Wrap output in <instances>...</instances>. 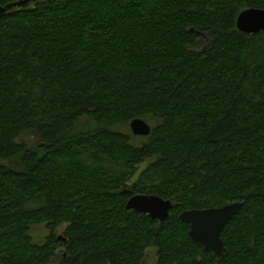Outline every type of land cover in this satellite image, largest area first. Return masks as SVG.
<instances>
[{"label":"trees","instance_id":"trees-1","mask_svg":"<svg viewBox=\"0 0 264 264\" xmlns=\"http://www.w3.org/2000/svg\"><path fill=\"white\" fill-rule=\"evenodd\" d=\"M248 8L264 0H43L0 16V264H144L150 247L155 264H264V31L237 29ZM135 118L148 136L117 129ZM135 194L172 200L169 217L126 210ZM232 202L217 259L179 214Z\"/></svg>","mask_w":264,"mask_h":264},{"label":"water","instance_id":"water-1","mask_svg":"<svg viewBox=\"0 0 264 264\" xmlns=\"http://www.w3.org/2000/svg\"><path fill=\"white\" fill-rule=\"evenodd\" d=\"M43 0H18L0 6V16ZM237 29L245 34H257L264 31V9L248 8L239 13L236 19ZM129 128L134 136L145 137L151 133V126L142 118L129 122ZM243 206V202H232L220 207L208 209H188L179 214V219L189 224V237L193 242L201 244L204 249L211 250L220 259L227 248L221 238L226 223ZM173 207V201L157 195L135 194L126 202L125 209L134 213L145 214L153 220L163 223Z\"/></svg>","mask_w":264,"mask_h":264},{"label":"rangeland","instance_id":"rangeland-1","mask_svg":"<svg viewBox=\"0 0 264 264\" xmlns=\"http://www.w3.org/2000/svg\"><path fill=\"white\" fill-rule=\"evenodd\" d=\"M201 46L204 45V43L200 44ZM149 123V122H148ZM84 128H88V127H91L90 124H89V121L88 120H85L84 121ZM118 130L124 132V133H131L130 132V129H129V126H120V127H117ZM135 140L136 139H139L138 137L134 138ZM133 139V140H134ZM64 227L65 225L63 226H60L55 232H54V235L55 236H58V239L61 241V242H64L63 239H60L59 236H63V231H64ZM30 234L33 238V240L35 242H43L45 240V237L49 235V232L48 230L45 228L44 225H36L34 227H32V229L30 230ZM62 238V237H61ZM59 250L61 251L62 248H59ZM156 249L153 248V247H150L146 250V253H145V256H144V264H155L156 262Z\"/></svg>","mask_w":264,"mask_h":264},{"label":"bare ground","instance_id":"bare-ground-1","mask_svg":"<svg viewBox=\"0 0 264 264\" xmlns=\"http://www.w3.org/2000/svg\"><path fill=\"white\" fill-rule=\"evenodd\" d=\"M129 126V125H128ZM130 129V128H129ZM131 132V131H130ZM133 135V134H132Z\"/></svg>","mask_w":264,"mask_h":264}]
</instances>
